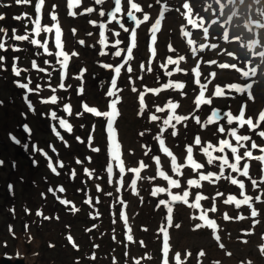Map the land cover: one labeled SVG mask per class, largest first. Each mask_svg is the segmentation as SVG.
I'll return each instance as SVG.
<instances>
[{
  "label": "snow or ice",
  "instance_id": "snow-or-ice-1",
  "mask_svg": "<svg viewBox=\"0 0 264 264\" xmlns=\"http://www.w3.org/2000/svg\"><path fill=\"white\" fill-rule=\"evenodd\" d=\"M30 3V0H16L17 4L20 3ZM95 4L97 5H102L105 0H94ZM129 5H130V10H128L126 12L127 18L130 21H134L136 26L139 27L142 23L149 21L150 17L148 14H144L143 15V19L139 20L137 19L136 15H134L133 10H135V12H140L142 11L140 6L135 3L132 2V0H128ZM157 2H159V0H157ZM254 2L256 4H260L261 0H254ZM217 3L220 5V11H223L224 9V4L220 2V0H217ZM229 4H235V3H239L241 5H243L245 3V0H228ZM44 4V0H38V2L35 5V11L39 14L41 12V8ZM81 4V0H68V7L69 8H73V7H78ZM55 7V5H53V8ZM151 7V6H150ZM183 8L185 9H189V5L187 3L183 4ZM248 9L250 11L253 12L254 15H256L257 17H259L260 19L255 20L254 23H256L259 27L264 28V23L261 22V20H264V9H252L251 5L248 6ZM93 11H95L94 8L92 7H85L84 8V12L86 13H92ZM122 8H121V0H114V10H109L107 13H105V11H100L99 15L101 17H104L105 15L109 16L111 18L112 21H116L117 23H119V20L117 19V14L121 13ZM70 15H77L76 12H70ZM83 14V13H81ZM163 11L160 12V16H163ZM3 17H0V19H2ZM17 19H20V17H17ZM51 20L56 21L57 20V16L55 14L51 15ZM90 23L95 24V21H90ZM189 24H192L194 27L196 26V22L193 19H189L188 20ZM34 24H35V28H34V32L39 35V33L43 30L45 32H49L51 33L53 31V29H55V47L57 49H59V51L56 52H49V49L47 47V41H45L43 44L41 43L40 40L38 39H29L28 35H15L13 38L15 40L18 41H24V40H29V42L33 45H38L39 47L43 48L44 52L47 53L48 55H55L57 63L61 66L62 69L66 70L68 67V62L71 59V57H74L76 55H78V53L72 52L71 54H69L68 52L64 51L63 48V43H62V32H61V28L59 26V24H53L51 27H44L43 29L41 28V24H40V20L39 18H37L36 20H34ZM120 28H122L124 30V32H129L130 30L128 28H126L124 26L123 23H119ZM161 26V19H156L154 24H152L151 26V39L153 42L156 41V32L160 29ZM202 26V25H201ZM99 27L101 29L105 28L104 24H100ZM75 29H73V32L75 33ZM204 34L205 36H207L208 34V29L204 28ZM115 35H119V33H115ZM184 35L187 36L189 35L188 32H184ZM100 36L102 37V39L100 40V43L103 45L105 44V38H104V31L102 30L100 32ZM136 38H137V32H136V28H132L130 31V45L124 49L123 51H126L127 56L125 57V63H128L133 56V49L137 46L136 45ZM225 39H227V35H225L224 37ZM81 44L84 43V41H80ZM121 42L119 40L115 41L116 45H119ZM188 43L191 45L193 43L192 40H189ZM257 43L256 41H253V44ZM170 50H171V46ZM200 48H204V47H211V48H215L216 45L212 44V45H207L205 46L204 44H201L199 46ZM4 48V44L2 42H0V49ZM193 53H195L197 51V49H193L192 50ZM39 54V53H38ZM103 54V53H102ZM115 56L119 57L121 56V50H117L114 53ZM152 55L155 56V50L153 49ZM229 55H231V53H229ZM253 55L260 57V64H264V52H257V53H253ZM4 57H0V61H3ZM185 57L184 56H180L178 60H173L171 57L168 58L167 63L168 64H175V65H179V61L184 60ZM45 63H48L47 61H45ZM151 62H149L150 64ZM210 63H215V61H211ZM251 63V62H249ZM32 67L33 68H37V65L35 63V61L32 62ZM105 67L107 68H111L112 65H105ZM122 67H124V65H120L115 67L114 71H115V76L113 77L111 84H112V88L115 89L116 91H119L117 88V78L119 77L120 73H121V69ZM142 69L144 68V65L141 64L140 66ZM161 67H166V65H161ZM198 67L199 65H197L196 68H193L192 71L196 73V80L195 83L197 85H200V91H199V95L195 98V105L196 108H199L201 106V104H211V99H205V91L207 89V84H201L200 83V72L198 71ZM220 68L222 69H227V68H231V69H235L238 72H241L242 76L244 78H249V77H256L257 76V71H258V66L255 67H251L248 71H244L242 69L237 68L236 64H227V63H221L219 65ZM129 72L132 71V68L129 67L127 69ZM12 71L14 73L15 76H20L21 74V69H18L16 67L15 64H13L12 66ZM39 71H45V69L41 68L39 69ZM147 71H152L151 66H149L147 68ZM176 71H181V69L179 67L176 68ZM66 74V71L62 73V81H63V76ZM168 76L172 75V72L169 71L166 73ZM212 76H215L216 73H212ZM14 83L16 84L17 87L22 88V89H26L27 92H32L33 89L29 88V84L31 83V81L29 80L28 83H19L18 81H14ZM184 84L182 83H173L172 81H169L167 84L163 85V88L167 89V88H175V89H183L184 88ZM59 87L61 89L65 88V84L63 82H61L59 84ZM230 89H235L236 92L238 93H248V98L252 99V93L250 91V89L253 87L252 83L246 84L244 86H240L237 84H232L228 86ZM37 91L39 90V85H37ZM133 91H137L136 88L132 89ZM53 92L56 91L55 88L52 89ZM82 91V89H81ZM116 91H112L110 90L107 95L109 97H115L114 99H112L109 103V108L110 111H98L95 107H89L87 104H85L83 107L85 109L86 112L88 113H94L95 116L97 117H105L107 120V128L108 130L112 131L113 129V123L115 121V118L119 115L118 109H117V105L120 102V97L116 95ZM161 91L160 88H156V89H145L144 91H140L138 93V99H139V112L143 113L145 111L146 105H145V94L146 92H152V93H159ZM183 95V93H182ZM212 95L216 96V97H220L224 95V90L220 87H216L215 91L212 93ZM25 99H27V95H25ZM44 103H56L57 102V97L55 95L51 96L49 98V100H44L42 101ZM29 107H31V104L29 103ZM179 107L178 103H174L171 100L168 101V103L165 105L164 108H160L157 107L156 111L157 112H163L165 110V108L170 109L171 111L169 112L168 116L166 119L163 120V127L160 129V134L157 135L156 137H154V139H156L159 143V150L160 152L164 153L167 157H170V165H171V172L176 174V175H181V169L184 167H190L192 169L193 172H196L198 175V179H187L186 180V185L189 187H196L199 188L201 186V181H208V182H212L214 183L215 181H219L221 179H226L228 180L232 185H238L239 188L241 189V196L243 197L242 199H236L235 196H228V198L226 200H224L225 204H231V203H235V206L237 209H239L241 207V205H247L250 209V216L255 218L259 215L258 211L252 207V201H253V197L249 196V195H245L243 192V189L245 188V184L242 180H238L234 177H232L231 173H229L227 176L225 175V169H231V172H235L238 173L239 175L243 176V177H249V179L251 180V183L253 185L254 188H258L259 184L258 181L256 179H252L249 176V164L247 162H245L243 164V167L241 168V161L242 160H249V159H254L257 161H261L264 162V154L259 155V156H254L253 155V151L255 149L260 150L261 153H264V147H260L255 141L251 142L250 148L247 147L243 142L245 141H250L251 137L248 135H237V128L233 127L231 128L230 131V135L232 137H234L235 141H236V145L234 146L232 142H230V140L228 139H221L219 140V146L218 147H214L211 144H208L207 146H205L204 144H202L201 138L197 135L194 138V145H188L186 147V161L184 163H178L177 162V157L173 154V152L170 150L169 147L166 146L165 144V140L162 138L163 133L165 131L166 128H171L173 129V131L170 133L171 136L175 137L177 136V132L175 131L176 125L180 124L182 121H186L188 119L187 116L185 115H177L176 114V109ZM64 110L66 112L69 113V115H71V107L68 104L64 105ZM80 113H77V115H79ZM52 118L55 119L56 118V113L52 112L51 113ZM150 120L152 121H157L160 119V117H158L157 115L153 114L150 117ZM213 118H215L216 120H221V119H226V122L228 125H233L234 122H236L240 128H243L245 125H247L249 127L250 130L255 131L256 129H258L261 125L262 122H264V110L260 111L255 119V122L253 120L252 117H248L245 118V110L244 107H241L239 114L238 115H233L231 112H227V113H221L219 110H213L211 116L208 118V123L211 124L213 123ZM173 121L175 123H173ZM196 122L199 124L200 120L199 117L196 118ZM59 125L60 127L68 130L69 132L71 131V125L65 120V119H59ZM186 126V125H185ZM25 129L27 130V126L25 125ZM218 131L220 133H224L225 132V128L223 126L219 127ZM144 133H140V135H143ZM57 135H59V133H57ZM259 137L264 138V130H261L258 132ZM13 140H15V137L12 138ZM77 139L79 140V137H77ZM110 139L112 140V146L109 149L111 152V157L112 160H114L117 164V167L119 169V173L121 176V182L123 180V174L125 172V166L124 163L121 160V156H120V145L115 141V133L112 132V135L110 136ZM16 143H19V141H16ZM195 145H199L200 146V150L206 155L207 157V161L206 163L208 165H213L216 164V166L219 169L218 174L215 172H207L206 174H204L203 172H200L198 170L203 169L205 167L204 164L197 162L194 158H193V147ZM244 148L245 150L243 151V153H240V149ZM211 149V150H210ZM94 151H98L99 149H93ZM230 151L232 154V162H230L229 160V156L227 155V151ZM213 152H219L223 155H219V156H214ZM147 154V153H146ZM155 161H156V165L159 168L160 165V158L159 156L154 157ZM218 162V163H217ZM2 163V162H0ZM77 163H80V161H77ZM53 172H56V168L53 167L52 163L49 162L48 165ZM59 167L63 168L64 165L63 163L59 164ZM144 167H146L144 165L143 162H140L139 167H133L131 169H129L131 172L136 173L137 178L140 177V172L141 169H143ZM85 172H88L87 169L84 170ZM107 172L109 174V182L111 183V175L113 173V166L111 163H109L107 165ZM158 176L162 177L165 181H167L168 184V188H167V193L170 196V200H165V199H160L158 202L157 207H159L160 205H163L166 207L167 209V220L169 222V224H171L172 222V213H173V207L171 206L172 204L176 203V202H183L185 205H189V200L188 197L190 195L189 191H183L182 195L181 194H173L172 193V189L173 188H177L179 189L181 187V183L179 179H173L171 178L168 174H166L165 171H158ZM72 175L74 176L75 173L73 172ZM89 175H91V173H89ZM136 184H137V180L133 179L131 181V187L133 190H135L136 188ZM97 190H99V185H97ZM49 191H52L51 189H49ZM60 192H63L64 189L60 188L59 189ZM166 191V189L164 187H160V188H153L151 191V195L152 196H157L159 193H164ZM109 195H111L109 193ZM217 196H221L223 195V193H219L217 192L216 194ZM202 199H208V197L206 196H202L200 194H196L195 195V202L191 205H189V207L191 208H196L199 209L201 208V204L200 201ZM213 201L215 200V197H212ZM255 200L256 201H260L261 197L259 195L255 196ZM89 203L91 201H88ZM62 203L67 204L68 201H62ZM122 203V201H121ZM209 210H205L199 217L198 219L203 221V224L197 223L195 225V227L197 229L203 227V226H207L209 229L215 231L218 227L217 222L215 219H209L207 212ZM211 212L215 213L217 211V208L215 206V203H213L211 209ZM121 217L125 220V223L127 222V217L123 215V213H121ZM195 218V217H194ZM223 218L225 220L231 219L227 214H224ZM238 219H245L244 216H239L237 217ZM258 222V221H256ZM176 228H179L180 225L179 224H175ZM161 231L164 233V239H165V248L167 249V240H168V232L166 229L162 228ZM69 239L71 240V237H69ZM217 240H220L219 236H216ZM128 240H132V237L129 235L128 236ZM219 247L221 249H223L225 247V245L223 243L219 244ZM199 255H204L203 252H200ZM230 255V253H229ZM177 260L179 259V254H176L175 257ZM250 264V262H249Z\"/></svg>",
  "mask_w": 264,
  "mask_h": 264
},
{
  "label": "rangeland",
  "instance_id": "rangeland-1",
  "mask_svg": "<svg viewBox=\"0 0 264 264\" xmlns=\"http://www.w3.org/2000/svg\"><path fill=\"white\" fill-rule=\"evenodd\" d=\"M15 10V9H14ZM8 83V82H7ZM14 98L21 106L22 103L18 98V95L14 92L12 87L8 84L6 85L4 79L0 77V155L3 156L5 149L4 146L7 147L9 153L12 151L14 154V145L11 143L12 138L8 136L6 133L7 130L13 131L15 128L14 126L3 127L4 122L8 121H16L18 120V114L20 111L19 105L16 103L12 105L9 104V100ZM3 102H5L3 104ZM125 125V123H124ZM127 127V126H126ZM134 128V127H133ZM128 135H132V139L134 136V130L131 128L125 129ZM38 139H41L38 136ZM131 140V138H129ZM11 141V142H10ZM132 142V140H131ZM133 143V142H132ZM132 145V144H127ZM34 160L37 162L38 166L41 165L43 162L46 163V167H31L29 165L30 159L26 153L20 155L18 160V167L13 172H10V177L14 179V196L11 199V204L15 205V213H10L8 210H0V231L2 234H5L7 230H10L11 226H15V228L22 227L19 224V220H29L32 224L29 225V231H32L35 238L38 240L35 246L44 254L47 252V256L51 259L55 264L56 258H58L59 264H74L72 262L71 254H62L60 249V242L63 240V234L66 229L65 224L69 223L70 220L67 219L69 216L68 214L62 216L58 219L53 218V211L60 210V205L55 204L57 198L66 197V200L70 203L75 202L80 204L83 199L86 200L84 209L89 208L90 213L95 216L98 220L103 221H114L116 227L119 225L118 219L115 215V212L111 210V203L114 201L109 195L108 188L105 184V181L100 182L98 180H91V188L90 192L87 197H79L74 194V189L72 186H68L64 184L60 178L53 175L52 169L48 166L49 162L52 163L53 167H57L61 160L51 159L48 157L45 147L39 145L35 147L34 152ZM14 159V156L11 157ZM7 168H10L9 165H5ZM80 172L82 173L83 170L80 168ZM109 178V176H108ZM52 182L53 188L56 189V193H51L47 203L43 205V211L34 210L32 207H36L41 203L37 200V190L38 186L42 189L45 187L52 186L48 180ZM112 179V176H111ZM97 185H99V190H97ZM63 188L64 191L60 192L59 189ZM0 193L2 194L3 198L5 196V190L2 188ZM88 201H91L90 203ZM30 207V208H26ZM24 208L26 210H24ZM83 216V215H82ZM81 216V217H82ZM139 219V218H138ZM88 220H91L90 218ZM89 223V222H88ZM71 224V223H70ZM74 227V232L81 234L80 225L79 224H71ZM189 237H196L194 235H189ZM195 243V242H193ZM34 244V243H33ZM51 245L53 248H48L47 245ZM101 253L106 252L105 250L101 249ZM141 251H139L140 253ZM40 255L39 258L41 260L44 259L45 255ZM103 261H106L104 255H102Z\"/></svg>",
  "mask_w": 264,
  "mask_h": 264
},
{
  "label": "water",
  "instance_id": "water-1",
  "mask_svg": "<svg viewBox=\"0 0 264 264\" xmlns=\"http://www.w3.org/2000/svg\"><path fill=\"white\" fill-rule=\"evenodd\" d=\"M0 264H38L37 262L30 263L23 258L0 257Z\"/></svg>",
  "mask_w": 264,
  "mask_h": 264
}]
</instances>
